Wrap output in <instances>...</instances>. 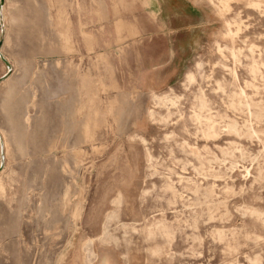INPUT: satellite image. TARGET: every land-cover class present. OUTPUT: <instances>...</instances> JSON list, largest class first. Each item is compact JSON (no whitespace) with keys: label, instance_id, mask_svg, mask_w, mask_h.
Returning <instances> with one entry per match:
<instances>
[{"label":"rangeland","instance_id":"1","mask_svg":"<svg viewBox=\"0 0 264 264\" xmlns=\"http://www.w3.org/2000/svg\"><path fill=\"white\" fill-rule=\"evenodd\" d=\"M3 6L0 264H264V0Z\"/></svg>","mask_w":264,"mask_h":264},{"label":"bare ground","instance_id":"2","mask_svg":"<svg viewBox=\"0 0 264 264\" xmlns=\"http://www.w3.org/2000/svg\"><path fill=\"white\" fill-rule=\"evenodd\" d=\"M4 11H5L4 6H3L2 3H0V18H1L2 22H3V20H4V14H3V13H5ZM251 125H252V124H251ZM0 137H1V136H0ZM84 186H85V185H84ZM150 231H151V230H150Z\"/></svg>","mask_w":264,"mask_h":264},{"label":"water","instance_id":"3","mask_svg":"<svg viewBox=\"0 0 264 264\" xmlns=\"http://www.w3.org/2000/svg\"><path fill=\"white\" fill-rule=\"evenodd\" d=\"M1 3L4 4L5 3V0H1Z\"/></svg>","mask_w":264,"mask_h":264}]
</instances>
